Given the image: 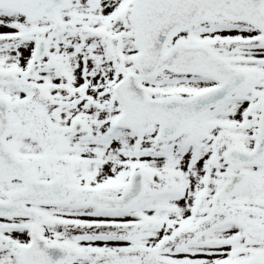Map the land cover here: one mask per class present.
<instances>
[{"label": "snow or ice", "instance_id": "1", "mask_svg": "<svg viewBox=\"0 0 264 264\" xmlns=\"http://www.w3.org/2000/svg\"><path fill=\"white\" fill-rule=\"evenodd\" d=\"M0 264H264V0H0Z\"/></svg>", "mask_w": 264, "mask_h": 264}]
</instances>
